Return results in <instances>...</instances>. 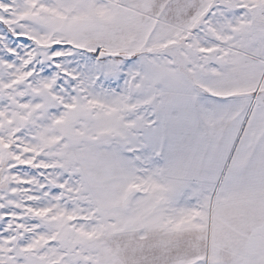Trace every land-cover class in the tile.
Here are the masks:
<instances>
[{
  "label": "snow or ice",
  "instance_id": "1",
  "mask_svg": "<svg viewBox=\"0 0 264 264\" xmlns=\"http://www.w3.org/2000/svg\"><path fill=\"white\" fill-rule=\"evenodd\" d=\"M0 264H264V0H0Z\"/></svg>",
  "mask_w": 264,
  "mask_h": 264
}]
</instances>
